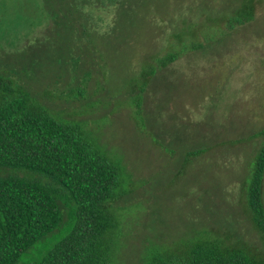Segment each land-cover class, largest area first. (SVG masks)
I'll return each instance as SVG.
<instances>
[{"label":"rangeland","instance_id":"1","mask_svg":"<svg viewBox=\"0 0 264 264\" xmlns=\"http://www.w3.org/2000/svg\"><path fill=\"white\" fill-rule=\"evenodd\" d=\"M73 2L0 0V74L83 121L121 159L132 192L117 204L116 263L140 264L148 248L196 232L258 245L239 201L260 141L229 143L264 128V0L233 30L221 18L242 0ZM212 19L220 22L211 27ZM194 27L204 46L157 71L145 93L146 125L136 127L125 84L144 60L196 42L176 37ZM202 148L209 151L186 162Z\"/></svg>","mask_w":264,"mask_h":264},{"label":"trees","instance_id":"2","mask_svg":"<svg viewBox=\"0 0 264 264\" xmlns=\"http://www.w3.org/2000/svg\"><path fill=\"white\" fill-rule=\"evenodd\" d=\"M87 1L94 5L95 0L82 3ZM47 15L58 22L53 12ZM253 18L254 0H242L221 21L233 30ZM209 22L214 27L220 21ZM195 28L176 37L196 42L190 39L185 50L172 46L165 55L144 60L125 84L136 127L146 125L145 93L157 71L204 46ZM254 138L260 144L248 161L239 205L259 244L196 232L148 248L140 264H264V128L229 145ZM208 151H190L186 162ZM5 169L25 175L0 174V264H117L123 220L117 204L132 192L121 159L83 121L53 111L13 77L0 74V170Z\"/></svg>","mask_w":264,"mask_h":264}]
</instances>
